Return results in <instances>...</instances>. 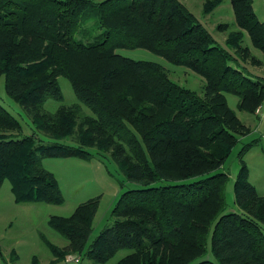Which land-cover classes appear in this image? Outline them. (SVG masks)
<instances>
[{"label": "trees", "instance_id": "trees-1", "mask_svg": "<svg viewBox=\"0 0 264 264\" xmlns=\"http://www.w3.org/2000/svg\"><path fill=\"white\" fill-rule=\"evenodd\" d=\"M221 2L207 0L205 9ZM230 3L237 29L221 45L181 0H0V76L33 127L13 138L22 125L0 104V186L9 180L15 202L59 204L58 180L40 159L95 155L110 157L125 182L141 186L120 194L111 223L89 242L99 196L69 216H49L48 225L67 241L58 248L42 235L61 255L58 263L78 253L89 264H106L125 249L114 264H264V195L249 182L243 160L255 141L237 152L240 212L225 211L229 176L219 169L250 132L226 94L249 113L264 102V76L239 66L232 50L246 35L264 64V22L253 0ZM92 15L103 31L76 38ZM124 48L192 70L205 81L202 96L173 81L160 63L120 54ZM59 76L79 103L51 112L43 102L62 99ZM38 132L52 141L41 142ZM161 180L170 183L156 184Z\"/></svg>", "mask_w": 264, "mask_h": 264}, {"label": "rangeland", "instance_id": "rangeland-1", "mask_svg": "<svg viewBox=\"0 0 264 264\" xmlns=\"http://www.w3.org/2000/svg\"><path fill=\"white\" fill-rule=\"evenodd\" d=\"M91 1L99 2L102 0ZM181 1L209 29L221 45L225 44L229 32L237 29L230 0H222L220 4L211 10L205 9L207 0ZM253 8L257 17L264 22V0H253ZM80 27L82 33H77L76 38L84 40L91 39L103 31V28L99 27L95 15L86 18L80 24ZM245 48H248V51H245ZM232 50L237 54L239 66L245 67L252 75L264 76L262 54L250 44L246 35L240 43V49L232 47ZM118 52L133 59L158 62L166 69L168 76L179 85L193 90L198 96H202L204 92V79L184 66L172 64L143 48H124L118 49ZM58 83L62 92V99L47 98L43 102V107L51 112L62 104L79 103L67 78L59 76ZM226 100L228 106L235 111L238 119L249 129L254 127V123H258L256 116L261 112L263 103L256 107L254 113H249L237 108V96L226 94ZM0 104L22 125L21 131L16 133L13 138H21L33 131L27 111L7 95L3 76H0ZM82 110L84 113H91L84 105H82ZM256 130L253 132L251 130L250 133L252 132V134L250 136H242L240 143L233 148L229 157L219 168L229 176L224 187L226 212H240L235 204L233 188V182L240 166L237 152L242 145L253 140L255 143L245 152L243 160L248 167L249 182L254 185L258 194L264 195V122L259 123ZM37 137L43 143L52 141L48 135L42 132H38ZM63 142L74 145L71 140H63ZM40 164L57 178L64 201L59 204L15 202L9 180L5 179L0 186V264L10 263L11 250H14L16 254V258L12 256L14 264H57L61 255H54L43 240L42 235L58 248L67 244V241L48 225L49 216H69L77 205L89 198L99 196V204L94 216L89 242L105 226L111 223L110 211L116 202L111 203L114 186L119 190L118 196L124 190L141 187L134 182H125L124 176L118 171L116 163L107 156L95 155L90 160L77 157H43L40 159ZM166 183L170 182L165 180L156 182V184ZM111 204L112 207L109 208ZM262 228L264 230V227ZM127 253L128 251L125 249L118 250L106 264H114ZM69 254L79 255L78 253ZM79 257V262L64 263L62 260L58 264H89L87 258H81L80 255ZM216 264L218 263L216 262Z\"/></svg>", "mask_w": 264, "mask_h": 264}, {"label": "crops", "instance_id": "crops-1", "mask_svg": "<svg viewBox=\"0 0 264 264\" xmlns=\"http://www.w3.org/2000/svg\"><path fill=\"white\" fill-rule=\"evenodd\" d=\"M254 9V8H253ZM261 112H259L258 113V115L256 116V118L258 119V123L257 124H255L254 122V127L253 128H250V131L252 130V132L253 131H255L257 128H258V125H259V123H263L264 122V102H263V104H262V106H261V110H260ZM262 117V118H261ZM260 120V121H259ZM257 131V130H256ZM252 132L249 134V135H246V136H250L251 134H252ZM243 138V137H242ZM240 143V141L238 142V144ZM113 196H112V199H111V203L113 204V202L114 201H116L115 199L116 198H118L119 196V190H118V188L116 187V186H114V188H113V194H112ZM112 204H111V206L109 207V208H111L112 207ZM112 209V208H111ZM93 222H94V220H93ZM106 224V223H105ZM63 245H61V247H62ZM12 256H15V258H16V254L14 253V250H11V255H10V263H8V264H14V259L12 258ZM0 261H1V258H0ZM6 263V264H7Z\"/></svg>", "mask_w": 264, "mask_h": 264}, {"label": "built area", "instance_id": "built-area-1", "mask_svg": "<svg viewBox=\"0 0 264 264\" xmlns=\"http://www.w3.org/2000/svg\"><path fill=\"white\" fill-rule=\"evenodd\" d=\"M263 137H264V135H263ZM74 255H72V254L66 255L62 262H64V263L79 262L80 261L79 255H75V256Z\"/></svg>", "mask_w": 264, "mask_h": 264}]
</instances>
